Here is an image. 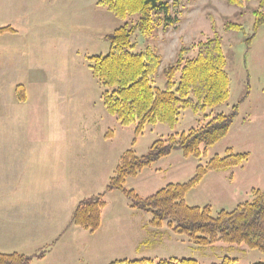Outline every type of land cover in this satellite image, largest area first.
I'll return each mask as SVG.
<instances>
[{
    "label": "rangeland",
    "instance_id": "rangeland-1",
    "mask_svg": "<svg viewBox=\"0 0 264 264\" xmlns=\"http://www.w3.org/2000/svg\"><path fill=\"white\" fill-rule=\"evenodd\" d=\"M100 1L0 0V28H7L0 33V144H8L12 136L14 144H53L57 157L62 147L69 160L65 181L74 196L68 190L65 194L77 203L104 193L125 151L144 156L156 140L204 122L203 114L187 110L174 129L157 123L145 126L138 135L134 124L122 126L105 111L102 88L91 74L89 58L105 56L109 50L105 37L133 19L115 18ZM167 1L177 2L172 10L177 20L158 27L149 42L136 34L132 39L135 52L153 48L161 59L160 73L181 46L211 37L215 30L227 61L229 98L206 114H227L236 106L237 115L227 135L207 148L205 155L197 159L173 151L128 179L125 188L144 199L168 184L187 182L198 165L225 156L227 150L248 154L243 165L208 173L185 196L187 206H209L215 215L247 201L252 189L264 191V26L247 48L244 41L250 35L251 9L257 2H245L242 9L227 0ZM236 13L241 14L236 19L239 29L227 28L225 19L234 20ZM17 86L27 93L26 102L17 100ZM61 196L52 197L53 204L65 206ZM104 201L101 225L95 233L71 226L59 240L54 237L38 249L27 250L26 255L44 252L47 259L40 264L171 258L194 259L197 264H223L225 259L232 264L264 263V255L244 245L218 241L197 247L164 224L161 230L150 228L151 216L130 208L118 191L106 192Z\"/></svg>",
    "mask_w": 264,
    "mask_h": 264
},
{
    "label": "trees",
    "instance_id": "trees-1",
    "mask_svg": "<svg viewBox=\"0 0 264 264\" xmlns=\"http://www.w3.org/2000/svg\"><path fill=\"white\" fill-rule=\"evenodd\" d=\"M257 2L251 9L250 35L245 39L249 48L258 30L264 26V0H227L230 5L245 8V2ZM104 7L115 18L125 22L105 37L109 45L105 56L89 58L90 71L102 88L101 100L105 111L122 126L135 125V133L141 134L147 125L161 123L174 129L183 111L204 116V122L181 132L169 134L156 140L148 153L137 156L133 150L125 151L110 177L104 193L81 200L74 208L69 225L95 233L102 220L106 203V192L118 191L129 202V207L148 213V226L153 229H168L184 235L197 247H206L222 241L233 245H244L264 255V191L252 189L247 201L232 210H219L211 214L209 206L190 207L185 203L187 193L195 188L205 175L221 172L243 165L248 154L226 151L223 157L214 156L204 165H198L194 175L185 183L168 184L147 198L139 197L125 183L141 170L159 159L180 151L184 157L200 158L206 150L223 139L237 115V107L227 113L211 111L229 98L230 79L226 72V57L222 41L213 30L212 36L188 46H181L174 60L159 73L161 59L151 47L135 52L133 37L138 34L147 42L153 39L158 27L173 25L172 10L177 2L167 0H101ZM235 19L227 20L229 29H239ZM212 22V21H211ZM212 25V24H211ZM213 28V26H212ZM7 28H0V33ZM161 84H156L158 79ZM264 94V83L262 87ZM19 102H24L23 87L15 89ZM44 252L27 256L18 253L0 254V264H30L44 258ZM225 259L223 264H232ZM109 264H197L194 259H135L115 260ZM264 264V263H257Z\"/></svg>",
    "mask_w": 264,
    "mask_h": 264
},
{
    "label": "crops",
    "instance_id": "crops-1",
    "mask_svg": "<svg viewBox=\"0 0 264 264\" xmlns=\"http://www.w3.org/2000/svg\"><path fill=\"white\" fill-rule=\"evenodd\" d=\"M12 140L13 136L8 144H0V254L26 255L27 250L61 238L71 227L72 206L77 201L65 194L68 190L74 196L65 181L69 160L62 147L57 157L53 144H14ZM61 193L65 206L53 204L52 197ZM46 259L45 255L32 264Z\"/></svg>",
    "mask_w": 264,
    "mask_h": 264
}]
</instances>
